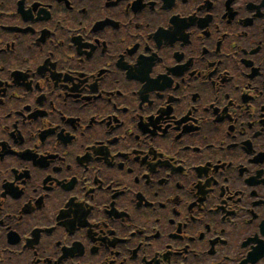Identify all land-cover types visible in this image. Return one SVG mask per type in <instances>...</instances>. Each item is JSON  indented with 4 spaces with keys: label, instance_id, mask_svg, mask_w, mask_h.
<instances>
[{
    "label": "flooded vegetation",
    "instance_id": "1",
    "mask_svg": "<svg viewBox=\"0 0 264 264\" xmlns=\"http://www.w3.org/2000/svg\"><path fill=\"white\" fill-rule=\"evenodd\" d=\"M0 264H264V0H0Z\"/></svg>",
    "mask_w": 264,
    "mask_h": 264
}]
</instances>
